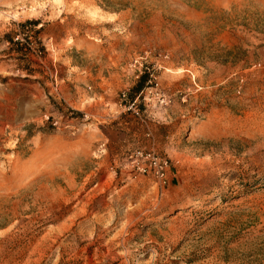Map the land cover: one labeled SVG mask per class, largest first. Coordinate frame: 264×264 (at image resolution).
I'll return each mask as SVG.
<instances>
[{"label": "rangeland", "instance_id": "374dc122", "mask_svg": "<svg viewBox=\"0 0 264 264\" xmlns=\"http://www.w3.org/2000/svg\"><path fill=\"white\" fill-rule=\"evenodd\" d=\"M0 264H264V0H0Z\"/></svg>", "mask_w": 264, "mask_h": 264}, {"label": "trees", "instance_id": "16d2710c", "mask_svg": "<svg viewBox=\"0 0 264 264\" xmlns=\"http://www.w3.org/2000/svg\"><path fill=\"white\" fill-rule=\"evenodd\" d=\"M144 79L145 78H141L138 82H137V84L135 85V87L133 88V90H135V91H140L141 90V88H142V86H143V81H144Z\"/></svg>", "mask_w": 264, "mask_h": 264}]
</instances>
